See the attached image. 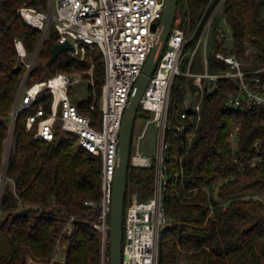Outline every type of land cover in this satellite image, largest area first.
Masks as SVG:
<instances>
[{"label":"trees","instance_id":"trees-1","mask_svg":"<svg viewBox=\"0 0 264 264\" xmlns=\"http://www.w3.org/2000/svg\"><path fill=\"white\" fill-rule=\"evenodd\" d=\"M209 1L188 0L187 8L186 1L179 0L176 22L185 26L190 16L192 26H197L210 11ZM22 5L49 8L48 0H0V173L10 110L26 71L15 41L21 38L32 54L42 38V31L21 16ZM222 12L234 39L230 47H222V28L216 20L208 45L209 70L229 69L216 56L220 50L234 53L246 70L264 67V0H226ZM199 33L200 29L193 47ZM56 43L57 31L52 27L29 83L58 71L85 70L94 62L95 84L89 86V101L98 100L105 80L101 51L90 48L85 61L61 55L47 66ZM189 58L188 54L184 68ZM203 70L199 51L192 71ZM221 87L220 93L202 94L194 77L181 75L175 80L173 110L180 113L192 93L202 101V112L198 122L196 117L185 120L183 132L170 129L167 133L164 195L170 221L161 235V264H264V159L247 164L264 149V106L248 109L226 104L229 96L239 93L236 78L222 79ZM50 101L49 95L44 103ZM33 111H24L17 119L8 180L0 195V264L52 263L59 246L66 248L63 264H102L101 231L92 226L99 217L85 203L101 199L102 162L68 133L59 132L52 141L34 138L35 130H28L26 124ZM140 116L146 119L151 112L140 107ZM236 126L234 153L229 134ZM155 187V158L150 166L130 164L126 203L134 193L139 200H148Z\"/></svg>","mask_w":264,"mask_h":264},{"label":"built area","instance_id":"built-area-1","mask_svg":"<svg viewBox=\"0 0 264 264\" xmlns=\"http://www.w3.org/2000/svg\"><path fill=\"white\" fill-rule=\"evenodd\" d=\"M185 1L188 8V0ZM225 2L226 0H210L207 17L201 19L195 27L192 26L190 16L185 26L175 23L164 53L141 98L140 107L149 110L151 116L145 119L143 131L138 136L134 133L130 163L134 166H150L155 158L156 187L153 196L148 200H139L134 196L126 203L123 264H161V235L170 221L164 195L167 183V133L170 129L183 132L187 127L185 120L196 117L198 122L202 112V101H197L192 93L183 101L180 113L173 110L172 92L176 78L181 75L194 77V82L202 94L220 93L222 79L236 78L240 84L239 93L229 96L226 104L248 109L264 106V67L246 70L243 62L234 53L220 50L216 56L227 63L229 69L220 72L209 70L208 45L214 24L219 13L223 11ZM48 4L46 11L28 5L19 8L23 19L42 31V38L32 54L28 52L21 38L15 41L19 57L26 64V71L9 114V134L5 143L4 167L0 179L6 176L9 158L16 142V122L24 111L34 110L26 121L27 129L35 130L34 138L52 141L59 132L74 136L83 149L97 156L102 162L101 199H89L85 203L93 207L94 213L99 217V221L92 223V226L101 231L102 264H109L108 224L122 122L133 87L156 44L158 30H153V25L160 22L163 16L165 0H48ZM224 25L228 28L229 36L223 29L220 36L222 47L226 49L234 39L226 16ZM52 27L57 31L58 42L69 40L74 45L73 49L63 52L65 57L84 61L88 50L94 47L103 54L105 80L98 100L94 97L89 101L90 95L77 102L71 98L73 84L82 81H87L89 86L95 84L94 78H86L80 70L58 71L29 83L42 44ZM198 29L200 33L193 47L192 41ZM188 48L191 50L190 58L184 68ZM201 49L204 70L194 72L192 66ZM91 68L92 66L89 71ZM49 95L50 104H45L44 101ZM151 124L157 125L159 135L154 157L141 150L145 130ZM238 130L239 126H236L229 134L234 153L238 149ZM263 159L264 149L250 158L247 164L254 165ZM236 161L241 163L238 159ZM67 230L70 231V228Z\"/></svg>","mask_w":264,"mask_h":264},{"label":"water","instance_id":"water-1","mask_svg":"<svg viewBox=\"0 0 264 264\" xmlns=\"http://www.w3.org/2000/svg\"><path fill=\"white\" fill-rule=\"evenodd\" d=\"M178 4L179 0H165L163 16L160 22H156L153 25V30H158L156 44L133 87L130 103L122 122L118 163L113 182L110 222L108 224L110 233L109 264H123L124 216L128 192V173L131 164L135 126L141 106L140 102L146 86L164 53L169 35L176 23ZM73 48L74 45L69 40L56 43L47 66H51L65 50Z\"/></svg>","mask_w":264,"mask_h":264},{"label":"rangeland","instance_id":"rangeland-1","mask_svg":"<svg viewBox=\"0 0 264 264\" xmlns=\"http://www.w3.org/2000/svg\"><path fill=\"white\" fill-rule=\"evenodd\" d=\"M179 21V20H178ZM217 22L220 23L221 28L226 32L227 36H229V31L228 28L224 25V14L223 12H220L218 17H217ZM176 25H179L178 22H176ZM209 50H211V46L209 47ZM190 48H188L187 53H190ZM202 52V49L201 51ZM88 59V54L86 57V60ZM85 61V60H84ZM94 65V66H93ZM92 66L91 70L89 71V67ZM90 66L88 67V69L85 70H80L83 75L86 78H94V67L95 64L94 62L90 63ZM77 71V70H75ZM74 72V71H73ZM87 75V76H86ZM95 79V78H94ZM90 94V90H89V84L87 81H82L80 83L77 84H73L72 85V91H71V98L73 99V101L77 102L79 100L85 99L89 96ZM190 95V94H189ZM188 95V96H189ZM187 96V97H188ZM144 125H145V118L140 116L137 118V122H136V126H135V136H138L144 129ZM158 140H159V135H158V127L156 124H151L148 126V128L145 130V134L144 137L141 141V150L148 156L150 157H154L157 153V146H158ZM8 180V178L6 177L5 179H0V189H1V194L2 195V191L5 185V182ZM136 197L137 199H139L138 194L134 193L132 194V197ZM65 252H66V248L65 247H61L59 246V248L57 249V254L55 257H57L56 260H52V264H63L64 263V258H65ZM30 264H40V263H36V262H29ZM49 264V263H46Z\"/></svg>","mask_w":264,"mask_h":264},{"label":"bare ground","instance_id":"bare-ground-1","mask_svg":"<svg viewBox=\"0 0 264 264\" xmlns=\"http://www.w3.org/2000/svg\"><path fill=\"white\" fill-rule=\"evenodd\" d=\"M6 176H3V179H5Z\"/></svg>","mask_w":264,"mask_h":264}]
</instances>
